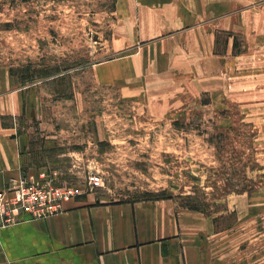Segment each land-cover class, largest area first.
I'll return each mask as SVG.
<instances>
[{
    "label": "rangeland",
    "instance_id": "374dc122",
    "mask_svg": "<svg viewBox=\"0 0 264 264\" xmlns=\"http://www.w3.org/2000/svg\"><path fill=\"white\" fill-rule=\"evenodd\" d=\"M198 1L177 54H144L173 76L135 95L94 76L137 47L113 39L114 0H0V63L31 94L24 169L95 202L170 195L224 235L231 264H264V0ZM56 66L54 82L20 78Z\"/></svg>",
    "mask_w": 264,
    "mask_h": 264
},
{
    "label": "crops",
    "instance_id": "0c3cea01",
    "mask_svg": "<svg viewBox=\"0 0 264 264\" xmlns=\"http://www.w3.org/2000/svg\"><path fill=\"white\" fill-rule=\"evenodd\" d=\"M194 4L199 7L198 0H114L113 39L137 47L128 67L121 66V57L112 60L110 73L107 65H96V80L133 87L139 95L168 70L173 76L175 67L150 63L144 54L151 51L158 61L167 44L168 53L177 54L176 31ZM30 97L29 86L19 85L0 63V190L25 166L29 130L19 131L16 121L32 119ZM222 238L203 214L172 197L114 202L70 197L58 213L0 228V264H231L226 245L219 246Z\"/></svg>",
    "mask_w": 264,
    "mask_h": 264
},
{
    "label": "built area",
    "instance_id": "2783aa9c",
    "mask_svg": "<svg viewBox=\"0 0 264 264\" xmlns=\"http://www.w3.org/2000/svg\"><path fill=\"white\" fill-rule=\"evenodd\" d=\"M55 180L47 171L36 174L25 171L10 181L0 190V228L60 212L62 202L74 197L75 192Z\"/></svg>",
    "mask_w": 264,
    "mask_h": 264
},
{
    "label": "trees",
    "instance_id": "16d2710c",
    "mask_svg": "<svg viewBox=\"0 0 264 264\" xmlns=\"http://www.w3.org/2000/svg\"><path fill=\"white\" fill-rule=\"evenodd\" d=\"M232 45L234 46V42L232 43ZM29 69H27V70H25V71H28ZM66 70H69V69H66ZM10 71H11V73H13L14 72V70L13 69H10ZM60 72V68H58L57 66L56 67H42V68H40V69H33V71H32V73L31 74H28V73H26V75L25 76H23V77H20V78H30V77H32V75L33 74H38L37 76L39 77V78H47V77H50L49 79H47V80H49V81H55L56 80V77H58V76H56L58 73ZM52 77V78H51ZM21 119V118H20ZM19 119V120H20ZM2 124L3 125H5V126H7V122H5L4 120H3V122H2ZM23 170V172H25L26 171V169H22ZM153 195V194H152ZM171 198V196L170 195H161V196H156V195H154V196H152V197H147V198H141V199H137V200H142V199H159V198ZM195 206H190V208H194Z\"/></svg>",
    "mask_w": 264,
    "mask_h": 264
}]
</instances>
